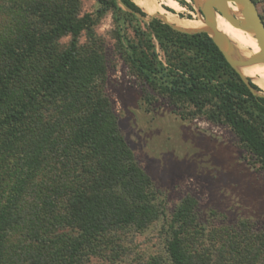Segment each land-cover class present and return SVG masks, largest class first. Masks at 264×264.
<instances>
[{"label":"trees","instance_id":"1","mask_svg":"<svg viewBox=\"0 0 264 264\" xmlns=\"http://www.w3.org/2000/svg\"><path fill=\"white\" fill-rule=\"evenodd\" d=\"M35 5L36 30L18 20L0 39V264H264V230L244 221L218 235L192 196L168 214L103 89L106 52L151 90L147 101L230 126L263 168L264 90L204 30H178L134 0ZM139 236L155 253L138 250Z\"/></svg>","mask_w":264,"mask_h":264},{"label":"rangeland","instance_id":"2","mask_svg":"<svg viewBox=\"0 0 264 264\" xmlns=\"http://www.w3.org/2000/svg\"><path fill=\"white\" fill-rule=\"evenodd\" d=\"M36 1L48 0H0V39L18 20L26 22L30 31L36 30L40 19L30 15L28 9L36 6ZM79 1L82 12L94 8L95 0ZM134 1L143 9L138 0ZM175 1L173 4L158 0L163 9L198 18L194 0ZM257 2L264 17V0ZM110 28L108 14L96 31L108 37ZM69 39V36L60 39L55 44L57 51L65 48ZM106 55L111 66L103 89L136 161L163 191L168 214L174 212L184 197L192 196L199 201V221L207 229L218 231V235L244 221L252 230H264V168L232 128L204 118L183 120L169 100L159 95L147 101L146 92L152 93L151 90L130 72L119 56L110 52ZM145 239L139 236L138 250L155 253V244Z\"/></svg>","mask_w":264,"mask_h":264},{"label":"bare ground","instance_id":"3","mask_svg":"<svg viewBox=\"0 0 264 264\" xmlns=\"http://www.w3.org/2000/svg\"><path fill=\"white\" fill-rule=\"evenodd\" d=\"M138 1L146 12L162 19L178 30L208 31L220 40L226 49L228 58L241 75L251 78L264 90V56L261 52L246 53L245 48H242L241 45L250 47L251 40L247 22L238 9L220 0H198V3L208 10L209 19L189 18L163 9L158 0ZM168 1L176 3L175 0ZM228 47H233V53H228Z\"/></svg>","mask_w":264,"mask_h":264},{"label":"water","instance_id":"4","mask_svg":"<svg viewBox=\"0 0 264 264\" xmlns=\"http://www.w3.org/2000/svg\"><path fill=\"white\" fill-rule=\"evenodd\" d=\"M220 1L228 4L229 6H231L233 8L238 9L242 13V15L244 16V19L247 22L248 32H249V36H250V40H251V45H250V47L245 46V45H241L242 48H245V52L246 53L261 52L264 56V21L262 19V16L259 13V10H258L256 4L254 3V1L253 0H220ZM194 2H195L194 6L198 11V18L209 19L208 10L206 8H203L198 3V0H194ZM200 31H202V30H200ZM205 32L208 33V35L213 39V41L217 44L219 49L223 52V54L226 56L228 61L231 63L230 59L228 58L226 49L220 43V40H218L215 36L210 34L208 31H205ZM227 51H228V53H233V47H231V48L228 47ZM232 66L237 70V68L233 64H232ZM241 76L245 80L247 78H249V77H244L243 75H241ZM254 92L258 93L257 90H254Z\"/></svg>","mask_w":264,"mask_h":264}]
</instances>
